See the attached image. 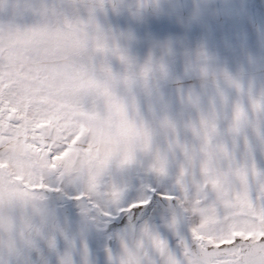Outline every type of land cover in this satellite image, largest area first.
<instances>
[{
  "label": "snow or ice",
  "instance_id": "snow-or-ice-1",
  "mask_svg": "<svg viewBox=\"0 0 264 264\" xmlns=\"http://www.w3.org/2000/svg\"><path fill=\"white\" fill-rule=\"evenodd\" d=\"M66 7L20 0L19 13L35 23ZM77 7L109 49L111 68L85 78L105 90L90 123L93 138L100 129L111 143L100 163H84L95 153L89 137L76 164L56 163L89 123L80 115L40 166L21 169L18 180L0 177V249L7 243L20 256L17 237L26 227L43 236V264H173L176 241L188 235L180 227L173 239L183 213L182 153L196 146L197 133L242 115L255 116L264 136V0H82ZM35 216H58L61 224L46 236ZM0 264H9L3 255ZM25 264L39 262L33 255Z\"/></svg>",
  "mask_w": 264,
  "mask_h": 264
},
{
  "label": "rangeland",
  "instance_id": "rangeland-1",
  "mask_svg": "<svg viewBox=\"0 0 264 264\" xmlns=\"http://www.w3.org/2000/svg\"><path fill=\"white\" fill-rule=\"evenodd\" d=\"M62 2L67 7L59 15L33 23L20 17V0H0V177L18 180L21 169L40 166L66 142L80 115L89 123L79 125L56 163L76 164L81 142L87 151L85 137L93 139L95 153L84 163H100L111 143L100 129L93 138L90 123L105 90L100 80L85 78L103 72L106 64L111 68L107 43H98V25L83 18L77 7L82 0ZM89 100L90 113L84 109ZM196 139L182 153L177 190L193 238L222 252L197 254L181 235L179 256L170 253L173 264H264V136L255 116L215 125ZM165 164L164 174L170 166ZM181 219L173 239L180 227L186 229Z\"/></svg>",
  "mask_w": 264,
  "mask_h": 264
},
{
  "label": "clouds",
  "instance_id": "clouds-1",
  "mask_svg": "<svg viewBox=\"0 0 264 264\" xmlns=\"http://www.w3.org/2000/svg\"><path fill=\"white\" fill-rule=\"evenodd\" d=\"M33 224L40 227L44 235L50 236L56 230L57 226L61 224V221L58 216H51L47 221L42 220L39 216H35L33 217ZM41 239H43V236L39 235L35 230L29 232L26 227H21L17 237V247L22 254L17 256L16 252L10 253L7 243H5V246L0 249V255H3L9 264H25L26 259H30L34 255L36 261L39 264H43L39 250V241ZM28 240H32L35 243L27 245L25 242Z\"/></svg>",
  "mask_w": 264,
  "mask_h": 264
},
{
  "label": "bare ground",
  "instance_id": "bare-ground-1",
  "mask_svg": "<svg viewBox=\"0 0 264 264\" xmlns=\"http://www.w3.org/2000/svg\"><path fill=\"white\" fill-rule=\"evenodd\" d=\"M181 217V216H180ZM182 218V217H181ZM181 222L183 225H185L183 218L181 219ZM186 226V225H185ZM187 229V228H186ZM196 238V237H195ZM187 239H188V246L189 248L200 255H207L209 256L210 253L212 254H221V250L219 249L218 246L213 245V246H204L201 245L200 242H198L196 239L193 238L191 232L188 231V235H187ZM249 241V240H248ZM243 242V241H241ZM236 243V242H235ZM246 240L243 242V245L246 244ZM197 245V246H196ZM248 246V245H247ZM226 247V245L224 246ZM227 248V247H226ZM228 249V248H227ZM224 252V251H223Z\"/></svg>",
  "mask_w": 264,
  "mask_h": 264
},
{
  "label": "water",
  "instance_id": "water-1",
  "mask_svg": "<svg viewBox=\"0 0 264 264\" xmlns=\"http://www.w3.org/2000/svg\"><path fill=\"white\" fill-rule=\"evenodd\" d=\"M181 217L183 218V221H184V223H185V225H186L187 230H188L189 232H191V230L189 229V227H188V225H187V218H186V213H185L184 209H183V213L181 214ZM191 233H192V232H191ZM192 234H193V233H192Z\"/></svg>",
  "mask_w": 264,
  "mask_h": 264
}]
</instances>
